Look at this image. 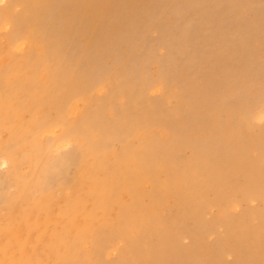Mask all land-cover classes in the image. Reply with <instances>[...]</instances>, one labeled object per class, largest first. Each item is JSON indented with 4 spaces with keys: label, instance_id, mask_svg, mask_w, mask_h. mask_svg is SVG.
<instances>
[{
    "label": "bare ground",
    "instance_id": "obj_1",
    "mask_svg": "<svg viewBox=\"0 0 264 264\" xmlns=\"http://www.w3.org/2000/svg\"><path fill=\"white\" fill-rule=\"evenodd\" d=\"M20 3L25 7L24 36L16 33L8 43L0 44V166L5 167L0 172V264H88L95 248H89L94 251L87 258L78 247L87 241L94 243L99 223L121 226L134 206L135 228L143 231L142 240L153 241L151 251L156 254L175 249L174 243L168 248L162 245L174 242L176 234H147L146 223L138 215L140 202H156L168 191L179 192L178 181L180 184L190 176L183 173L184 177L177 180L172 175L179 143L200 153L202 164L193 173L205 172L207 183L241 174L233 168V162L239 161L246 150L232 147L237 144L241 148L239 142L248 131L249 118L264 120V101L251 89L252 79L264 75V64L258 62L264 51V0H11L0 7V24L13 23L8 7ZM175 10L179 15L169 19L168 12ZM170 21L178 23L169 26ZM155 28L158 32L151 38L168 52L167 60L183 55L195 60L200 68L205 64L207 80L196 75L201 84L206 80L204 87L196 89L198 83L193 81L195 84L188 85L187 79L193 78L188 74L191 77L181 81L184 72L179 80L172 78L161 64L159 76L152 81L148 78L135 92L126 82L129 87L121 88L118 96L120 106L116 99L102 106L98 96L112 86L119 72L124 77L146 71L149 61L140 67L137 64L149 58L150 33ZM166 28L171 30L165 35ZM254 40L261 47L253 48ZM93 82L91 91L97 96L96 102L85 91ZM152 83L155 106H179V119L180 105L188 102L192 109L201 107L194 105L199 97L193 96H200V89L212 95L229 83L235 86L236 95L229 98L231 94L221 86L224 88L219 93L223 91L228 97L224 94L226 99L219 102L217 120L206 122L205 113L192 111L188 119L166 126V112L159 118L155 115L160 109L150 106L139 113L146 105L144 90ZM187 88L193 90L191 94ZM195 124L215 132L210 145L191 137ZM69 167H73L71 173L61 176L56 184L49 183V170ZM247 182L250 200L264 196L261 176L255 183L250 177ZM115 210L118 214L113 217ZM134 249L128 244L118 252L124 258Z\"/></svg>",
    "mask_w": 264,
    "mask_h": 264
},
{
    "label": "rangeland",
    "instance_id": "obj_2",
    "mask_svg": "<svg viewBox=\"0 0 264 264\" xmlns=\"http://www.w3.org/2000/svg\"><path fill=\"white\" fill-rule=\"evenodd\" d=\"M1 1L3 0H0V7L6 6L4 4H6L8 1H11V0H4L2 2V6H1ZM27 1H31V0H27ZM256 2L260 3L259 1H254L253 3L256 4ZM250 4L253 7H255L254 4L252 3ZM16 5L18 7H16ZM16 5H10L8 7V12H7L9 15V20L11 19L10 21L13 23H9L6 25H3V23L0 24V36H1L0 44L6 43V42L8 43L9 38L11 39L16 33H18L19 36H24L25 30H23V28L26 26V22L22 16L25 12V7L21 3L16 4ZM168 13H169V19L174 18L177 15H179L178 10L169 11ZM173 13H175L176 15ZM248 15L252 16L253 13L251 11H248ZM162 17L163 15H161V18ZM163 19L166 20L165 18ZM172 23H174L175 25ZM177 23L178 22L170 21L168 25L170 26L171 24V25L176 26ZM4 26H6L7 28L6 27L4 28ZM8 27H10L11 29L10 28L8 29ZM156 29L158 30V28L151 30L150 38L151 37L154 38L153 35L156 32H158ZM165 30H166L165 31V35H166L167 31L169 32L171 28L169 29L166 28ZM152 38H151V42L149 43V48H148V53L149 51H151L152 54L151 52L149 53V58L147 59V61L146 59H143L142 61H139L137 64V66L140 67L143 65L144 62L149 61L147 65L148 67L146 66L147 68L146 71H143V72L137 71L136 73H132L131 75H125L124 77H121V73L119 72L117 76L113 79L112 86L107 87L105 93L103 95L98 96L100 98V104L102 106L107 107L109 102L115 99H116V102H118L119 104L120 98H118V96L121 95L120 94V92L122 91L121 88L123 87L125 89L128 88L129 86H126L127 83L132 84L133 86L132 91L135 92V90L138 88L139 85L149 81L148 78L150 79L152 78L153 80L156 79L157 76H159L157 75L159 74L157 72L160 67L159 65L161 64L164 65L163 67L166 69V72L168 70V72L171 73L169 75L172 78L174 79L177 78V80H179V76L184 72L182 74L183 79L181 81H186L185 77L192 76L193 78H190V81H188L189 78L186 81L188 85H191L193 82H195V83H198L196 85V89L204 87L203 85H205L206 80H207V77L203 74L205 64L204 66H201L200 68L196 66L197 64L195 60L189 59L188 56H185L186 59H188L187 61L183 55L179 57L177 56V58L174 60H167L168 52L164 48H161L160 46L156 45L155 43L156 40ZM259 45L260 43L257 42V40L256 41L254 40L253 48L261 47ZM177 50L179 52V47L177 48ZM259 55L261 57L258 56V59H259V60L257 59L258 62H261L262 64H264V51L263 53ZM161 59H163L165 63L162 62ZM185 64L187 65V67L184 66ZM179 65L181 66L180 68L181 72L179 71ZM191 66L193 68H191ZM176 70L178 73L175 72ZM187 70H190L191 72H193L194 76H193V73H191L190 71L187 72ZM153 71L156 73V75L155 73H153ZM136 74L137 76H134ZM146 74H147V79H145ZM186 74L191 75V76H187ZM149 75L150 76L153 75V77H150ZM196 75L199 78L201 79L204 78L206 80L203 79L204 81L201 84L202 80L201 82H199L200 79L197 78ZM127 76L128 77L131 76L132 78L131 77L128 78ZM154 76H156V78ZM94 77L96 76L94 75ZM126 77L128 78V80H126ZM152 79L150 81H152ZM120 81H122L123 83L122 82L119 83ZM181 81H180V84H181ZM228 84L229 83L227 84L224 83L221 86L226 87L225 90L227 91L224 90V92L228 93V95L231 94L230 95L231 97L229 96V98H232L234 97L232 95L234 94L236 95V92H234L235 86H233L232 84L230 86V84L229 85ZM93 85H95L94 82L91 84L89 83L86 86L85 91H86V95L87 96L91 95L92 101L96 102L97 96H93L92 91H91ZM152 85L153 83L148 87L150 92H148L147 88L144 90V98H145L146 105L143 109L139 110V113H142V111L145 108L147 109V107H150V106L160 109L159 115H157V111L155 112V115L159 118L162 116L163 113L166 112V116H164L165 117L164 120H167L166 126L168 122L178 124L179 120H186L185 118H187L188 114L191 113L192 111L197 112V114L199 115H203L202 113H205L206 114L205 117L207 118V119L205 118L206 122H210L211 120H217V117H218L217 113L219 112L218 105L221 103L220 101L225 98L224 94H226V93H223V91L219 93V91L221 89L223 90L224 88L221 86L217 90L218 94L216 92L215 94H212V95L206 92L205 94L203 89H202L203 90V93H202V90L200 89L199 90L201 92L200 96L197 94L193 96H195V98L196 96L199 97L198 99H196L194 105H196L197 107H200V106L201 107L196 108L197 110L192 109L191 108L192 106L189 105L188 102L186 105L185 103L180 105V119H179V106L175 104H171V103H168L164 106H158V105L155 106V103H156L155 97L154 96L152 97L151 95L154 89L153 90L150 89ZM199 85L200 86L202 85V86L199 87ZM251 89L255 90L254 93L258 95L261 101H264V75L263 73L257 79H252ZM189 90L190 89H188V93L191 94L193 90H191V92H189ZM201 95L202 97L204 95L205 98L200 99ZM210 97L212 99L214 97L215 98L213 99L214 101ZM209 99L213 101L214 103H212ZM199 100H201L202 102L198 103L197 105V102H199ZM215 100H218V101L215 102ZM211 103L213 106L211 105ZM203 104H205V107ZM214 104L216 107L214 106ZM206 105H207V109H206ZM210 105L213 107L212 108L213 110L209 108L211 107ZM202 106L204 109L202 108ZM184 112L185 114H183ZM181 115H183V118H181ZM246 123H247V127L249 128H248L247 133H245L244 135L243 141L239 142L241 148H238L237 144L235 145L236 148L234 146L232 147V150H235V151L237 150L245 151L246 150V153L243 156H241V158L239 157L240 159L239 161L233 162V168L241 170L242 171L241 174L239 175L231 174L229 178L225 180H222L220 177H218L213 182L211 180L210 183H207L209 182V180L206 179L207 175H205V172L198 171L196 173H193L194 171L199 170V166H201L202 164V162L199 161L200 153L197 150L192 151L191 148H188L184 144L179 143L177 146L178 151L175 153V156H174L176 168L174 167L175 171H173L172 175L176 176L178 178L177 180H179L180 177H184L183 173L190 174V176L187 177V180L180 182V184L178 181L179 185L177 184V186H178L179 192L174 193V192L168 191L165 193V195L161 199H159L160 201L159 200H157L156 202L150 201L149 203H145V204H144V200L140 202L141 209L138 211V215L146 223L145 225L146 230H149L147 231V234L159 232L163 235H168L170 237H173L176 234L174 236L176 237L174 242H171L169 244L166 243L162 245L163 248L164 247L168 248L170 244L174 243L176 245L175 249L171 251L170 250L161 251L156 254L151 251V248L153 247V241L151 239L142 240L140 237H142L143 231H140L139 229L135 228L136 227V223H135L136 222V213H135L136 207L134 206L131 208V210L128 211L124 221L121 223L122 224L121 226H119V224H116V223H99V226L97 227L95 231L96 234L94 233L95 234L94 243L87 241L78 247V250H80L81 254L88 255L87 258L91 257L94 251L93 250L91 252L90 249L95 248V252L93 253V256L91 257V259L88 261V264H180V263L181 264H192V262L196 263L195 259H197L198 261L196 264H203L205 262H206L205 264H264V196L262 198H255L253 200H250L248 198L250 191L246 192L248 190L247 179L249 177L251 180H254V183L260 176L262 178V181H264V162H263L264 161V150H263L264 149V134H263L264 133V126H263L264 120H255L251 117L248 119V121H246ZM254 123L256 126L254 125ZM257 123L259 125H257ZM192 131L194 132L191 135V137L193 139H196V141L202 142L206 145L211 144L212 137L215 135V132H211L207 130L206 126L205 128H203L201 124H195L194 127L192 128ZM248 138L251 140V142L249 141ZM260 138H262V140H259ZM180 139L184 142H187L186 139L183 137H180ZM249 148L250 149L252 148L251 150H253L254 152L252 151L251 153L250 152L251 150ZM255 149H257V151H255ZM65 150H63L62 152H65ZM64 156L68 157V154L64 153ZM256 156L258 159L256 158ZM245 160H247V162L244 163ZM165 165H167V162L165 163ZM4 168L5 167L0 166V172ZM69 168H67L64 171L62 170L60 171L59 168L49 170L47 173V178L50 181L49 183L51 185L56 184V182L61 179V176L65 177L68 173H71L70 171H72L73 167H71L70 169ZM254 171H257V172H254ZM207 173L210 174V172H207ZM256 173L257 174L259 173V175H257ZM263 183L264 182H262L261 185H263ZM57 185L55 187H57ZM251 185H254V184H251ZM196 187H198L199 190L195 189ZM179 196L181 197L179 198ZM231 199H234L235 201ZM227 201L228 202L230 201V202L228 203ZM181 206L182 207L184 206V208L181 209L182 208ZM156 207H158L159 209H157ZM189 208L191 209V211ZM189 212L191 214H188ZM249 213H251V215ZM117 214H118V210H115L112 213L113 217H116ZM190 215L191 217L189 218ZM215 216L217 217L215 218ZM178 217L182 221L180 220L179 222ZM202 217H205V218H202ZM173 218H175L176 220H174ZM244 219L245 221H243ZM195 224L196 225L198 224V226L194 228ZM214 224H216V227H214L215 226ZM259 225L260 227H258ZM206 226L209 228H206ZM170 227H172V229ZM181 229L182 231H180ZM211 229L213 230L211 231ZM208 230H209V233H208ZM179 231L181 233H179ZM193 231L195 234L193 233ZM199 232L203 234V235L200 234L202 237L199 235ZM213 232L216 235L213 234ZM186 233H188V236L186 235ZM188 237H189V240H188ZM128 239H131V240L128 241ZM201 240H203V243ZM206 240H207V244H205ZM208 242H210L211 245ZM128 244H132V246H134L135 249L129 255H126V257L122 258L119 252L122 250L123 247L127 246ZM183 244H185L186 247ZM105 245L108 247H106ZM110 245H113V246H110ZM192 245L194 246L195 249L192 248L193 247ZM182 246L185 248L183 249ZM207 246L210 250H208ZM224 246H229V247H224ZM198 248H199V251H198ZM211 248L212 249L214 248V249L212 250ZM119 249L120 251L118 252ZM180 250L182 252H180ZM211 251L212 252L216 251V253H212ZM175 252L177 254H175ZM187 252L189 255L187 254ZM204 253H207V254H204ZM181 259L182 261H180ZM25 264H36V262L29 261V262H26Z\"/></svg>",
    "mask_w": 264,
    "mask_h": 264
}]
</instances>
